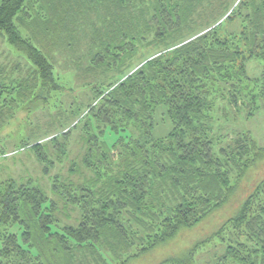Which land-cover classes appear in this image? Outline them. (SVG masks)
Segmentation results:
<instances>
[{
    "label": "trees",
    "instance_id": "trees-1",
    "mask_svg": "<svg viewBox=\"0 0 264 264\" xmlns=\"http://www.w3.org/2000/svg\"><path fill=\"white\" fill-rule=\"evenodd\" d=\"M145 1L2 0L14 52L0 67V125L71 97L17 143L46 173L82 151L72 177L54 179L60 201L33 179L0 182V264H197L208 246L218 264H264V146L237 126L220 134L264 107V71L247 70L264 60V0H157L151 12ZM67 50L78 88L56 74ZM158 112L173 123L159 138Z\"/></svg>",
    "mask_w": 264,
    "mask_h": 264
},
{
    "label": "rangeland",
    "instance_id": "rangeland-1",
    "mask_svg": "<svg viewBox=\"0 0 264 264\" xmlns=\"http://www.w3.org/2000/svg\"><path fill=\"white\" fill-rule=\"evenodd\" d=\"M156 2L157 0H146L143 6H150L149 11L151 12L152 7ZM1 3L2 0H0V4ZM10 51H13V49L7 45L6 41L3 40V36L0 35V67L2 66V64H6L10 60ZM57 54V76L61 77L62 83L67 87L74 86L75 88H78L80 82L78 79V75L76 77L75 74L77 73V71L75 70L72 62L68 60L69 58L76 57L74 54L78 53L67 50L66 52L61 53L57 52ZM247 70L252 77L260 76L264 71V60L260 58L251 59L247 64ZM40 93V98L46 96V93ZM7 95L8 94L6 93L5 96L7 97ZM70 98L71 97L63 99V96H61L60 94H58L56 97L54 96L52 103H55L57 101L58 106L53 107L50 105V111L52 115H50V111L45 110L46 106L44 105V102L39 101L37 103H28L26 105H33L31 106L30 111L27 110L26 105H23L16 110L14 109L15 112L14 110L12 111L15 115H13V117L10 116L8 121H5V123L0 125V156H4L1 161L2 170L0 172V182L2 184L6 183L10 179H15L18 181H27L29 179H33L40 183V185L47 191L50 196L55 197L56 200L60 201L59 197L52 193L54 179L58 178L59 180L63 181L67 177H72L70 170L72 168L71 164L74 159H78V155L82 151L81 146H75L74 149H72L70 158L65 161L64 164H56L55 167L50 170V172L46 173L43 171V165H41L37 161L35 155L20 148L21 145L17 142L20 139L26 138V136H29L30 134L33 135L32 123L34 121L35 124H41L45 120L51 118V116V121H56L59 115L58 110L62 107L61 101L65 100L66 104L69 105L73 101L72 99L70 100ZM225 126L226 127L220 131L221 135L232 134L237 126L239 131L250 130L252 135L257 139L260 145L264 146V107L251 118L240 116L238 121L230 120V122ZM172 127L173 123L167 115H165L163 112H158L156 114V126L153 131L155 137L159 138L167 135L171 131ZM37 129L39 130V134H42H40V138H42V141L49 140L50 137H52L50 135H53H47L48 132H46L45 127H38ZM106 141H108V144L111 146L115 143L116 136L112 133H108ZM73 179L77 181L78 177L75 176ZM232 212L233 209L231 207L219 209L217 211V214L214 217H211V219H213V223L210 224L207 230L212 231L214 227L220 225L223 220L228 217L227 215ZM16 229L19 230L18 227H15V230ZM197 231L198 229L196 228L194 230L183 232L179 236L180 240L177 242L178 246L173 248L178 249L179 247L186 248L187 246H189L193 242V240L197 238V235L199 234ZM18 233L20 234L21 230H19ZM210 247L211 246H208L207 248L203 247L204 249H200L201 252H199V254L196 256L197 264H218L221 251ZM170 249L171 248H169V250ZM146 260L147 259H136L130 264H150V262H147Z\"/></svg>",
    "mask_w": 264,
    "mask_h": 264
}]
</instances>
